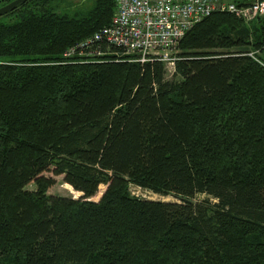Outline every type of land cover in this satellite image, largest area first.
<instances>
[{
  "label": "trees",
  "instance_id": "16d2710c",
  "mask_svg": "<svg viewBox=\"0 0 264 264\" xmlns=\"http://www.w3.org/2000/svg\"><path fill=\"white\" fill-rule=\"evenodd\" d=\"M114 8L0 16V264H264V18L204 17L168 80L79 47ZM58 176L80 195L47 194Z\"/></svg>",
  "mask_w": 264,
  "mask_h": 264
},
{
  "label": "built area",
  "instance_id": "2783aa9c",
  "mask_svg": "<svg viewBox=\"0 0 264 264\" xmlns=\"http://www.w3.org/2000/svg\"><path fill=\"white\" fill-rule=\"evenodd\" d=\"M213 12H229L248 22L264 18V0H115L109 24L79 47L103 42L132 61L158 59L174 70L169 51L195 23ZM73 51L71 48L67 56Z\"/></svg>",
  "mask_w": 264,
  "mask_h": 264
},
{
  "label": "rangeland",
  "instance_id": "374dc122",
  "mask_svg": "<svg viewBox=\"0 0 264 264\" xmlns=\"http://www.w3.org/2000/svg\"><path fill=\"white\" fill-rule=\"evenodd\" d=\"M92 2L93 0H52V4L54 5V9L56 12L66 13L68 15L73 14L76 10L81 11V10H85L89 8ZM252 20L254 19H251L248 22L250 23ZM248 22H245V23H248ZM175 53H176L175 48L169 51V55L171 57H174ZM164 65L166 69V72H165L166 79L170 80V79L179 78L178 76H174L173 74L174 70L171 68V65H169L168 62L164 63ZM25 188L30 189V190H35L36 186L34 183H29L28 185H26ZM104 188H105L104 185H100L98 192L93 197V199H98L103 193ZM128 190H129V193L135 197H141V198L152 199V200H163V201L176 200V198L172 194L161 195V194L153 193L146 188H142L132 183L128 185ZM46 193L50 195L66 196V197H73V198H77L80 195V193L75 191L70 185L63 182L62 176L55 177V183L47 189ZM203 197L204 195L196 196V198H200V199Z\"/></svg>",
  "mask_w": 264,
  "mask_h": 264
},
{
  "label": "water",
  "instance_id": "95a60500",
  "mask_svg": "<svg viewBox=\"0 0 264 264\" xmlns=\"http://www.w3.org/2000/svg\"><path fill=\"white\" fill-rule=\"evenodd\" d=\"M27 0H12L0 6V16L23 4Z\"/></svg>",
  "mask_w": 264,
  "mask_h": 264
}]
</instances>
